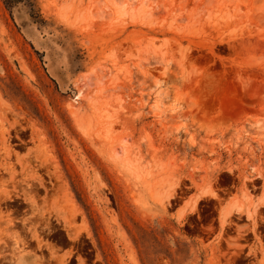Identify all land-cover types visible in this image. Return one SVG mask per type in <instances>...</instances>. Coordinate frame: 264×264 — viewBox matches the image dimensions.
<instances>
[{
	"label": "rangeland",
	"instance_id": "obj_1",
	"mask_svg": "<svg viewBox=\"0 0 264 264\" xmlns=\"http://www.w3.org/2000/svg\"><path fill=\"white\" fill-rule=\"evenodd\" d=\"M260 186L264 0H0V264H264Z\"/></svg>",
	"mask_w": 264,
	"mask_h": 264
},
{
	"label": "crops",
	"instance_id": "obj_2",
	"mask_svg": "<svg viewBox=\"0 0 264 264\" xmlns=\"http://www.w3.org/2000/svg\"><path fill=\"white\" fill-rule=\"evenodd\" d=\"M248 141V139L246 140ZM253 140H251L252 142ZM232 143H233V137H232ZM255 179H260L261 184L263 183V180L261 178H255ZM240 183H242V181H240ZM242 195V196H241ZM236 198H235V197ZM240 197H242V201L240 200ZM198 200H201V197L198 198ZM230 207H232V213L231 217H233L234 219H237L238 216L242 215L244 216V221L247 222V218L246 215L248 214V216L250 218H254L256 216V214H260L261 212L264 211V188L263 186L259 187V192L257 194H241L240 192H236L233 193V203L228 202L226 205H224L223 210L226 211L228 210ZM177 215H181L182 217L187 216L190 213L189 207L187 206H181V208L176 212ZM230 217V218H231ZM217 225L218 227L220 226V223L218 221V216H217ZM245 226H247V224L245 223ZM237 235L238 236V231L236 229ZM246 233H251V231L247 230ZM251 236V235H250ZM263 242H264V238H263ZM248 253V248L245 249V254Z\"/></svg>",
	"mask_w": 264,
	"mask_h": 264
},
{
	"label": "trees",
	"instance_id": "obj_3",
	"mask_svg": "<svg viewBox=\"0 0 264 264\" xmlns=\"http://www.w3.org/2000/svg\"><path fill=\"white\" fill-rule=\"evenodd\" d=\"M23 0H5L6 4L10 7H13L19 3H21Z\"/></svg>",
	"mask_w": 264,
	"mask_h": 264
},
{
	"label": "flooded vegetation",
	"instance_id": "obj_4",
	"mask_svg": "<svg viewBox=\"0 0 264 264\" xmlns=\"http://www.w3.org/2000/svg\"><path fill=\"white\" fill-rule=\"evenodd\" d=\"M233 234L237 235L236 227H235V226L233 227ZM250 235H251V236H250ZM244 236H250V239L254 240V239H253V233H252V234H250V233H246ZM263 238H264V236H263ZM263 238H262V239H263Z\"/></svg>",
	"mask_w": 264,
	"mask_h": 264
},
{
	"label": "bare ground",
	"instance_id": "obj_5",
	"mask_svg": "<svg viewBox=\"0 0 264 264\" xmlns=\"http://www.w3.org/2000/svg\"><path fill=\"white\" fill-rule=\"evenodd\" d=\"M156 106H157L158 108L160 107L158 104H157ZM156 106H155V107H156ZM157 107H156V109H157Z\"/></svg>",
	"mask_w": 264,
	"mask_h": 264
}]
</instances>
